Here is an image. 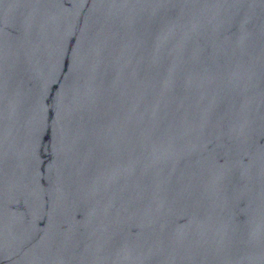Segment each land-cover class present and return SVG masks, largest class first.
Here are the masks:
<instances>
[{"label":"water","instance_id":"water-1","mask_svg":"<svg viewBox=\"0 0 264 264\" xmlns=\"http://www.w3.org/2000/svg\"><path fill=\"white\" fill-rule=\"evenodd\" d=\"M0 264H264V0H0Z\"/></svg>","mask_w":264,"mask_h":264}]
</instances>
